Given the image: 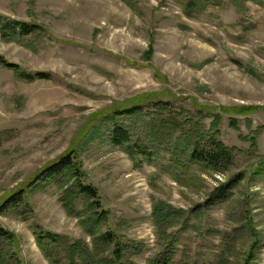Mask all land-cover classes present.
<instances>
[{
    "label": "rangeland",
    "instance_id": "374dc122",
    "mask_svg": "<svg viewBox=\"0 0 264 264\" xmlns=\"http://www.w3.org/2000/svg\"><path fill=\"white\" fill-rule=\"evenodd\" d=\"M191 3L0 0L3 20L37 27L0 34L6 264H264V0ZM139 104L140 115L112 114ZM211 138L232 153L227 171L191 161ZM69 151L101 208L68 178L33 181ZM18 190L22 202L1 210ZM38 228L56 240L40 246Z\"/></svg>",
    "mask_w": 264,
    "mask_h": 264
},
{
    "label": "trees",
    "instance_id": "16d2710c",
    "mask_svg": "<svg viewBox=\"0 0 264 264\" xmlns=\"http://www.w3.org/2000/svg\"><path fill=\"white\" fill-rule=\"evenodd\" d=\"M192 6L196 5V0H192ZM37 30L36 26L24 23V22H16V21H5L0 17V34L2 37H19L25 38L32 35ZM12 68H17L13 65H10ZM39 78L43 79L45 75L38 74ZM158 103L156 107L159 109L161 106ZM165 105V104H162ZM166 107V106H165ZM144 111L143 107L139 104L132 108L125 109H116L112 114L115 117H134L142 114ZM128 129L123 126H117L112 134V140L118 146H124L129 141ZM164 143V142H163ZM137 147H139L137 145ZM171 152H173L174 156L180 158L183 154L181 150H178L173 145L167 146ZM141 153L149 156L148 153L145 152L144 149L138 148ZM147 149V148H145ZM191 161L197 163L204 167V169H209L213 171L224 172L229 169L233 163L232 153L230 150L225 147L222 143L217 140L208 139L204 145L200 144L194 147L190 153ZM79 159L77 153L75 151H69L62 158L47 166L44 170H42L38 175L35 176L34 182H37L41 185L46 184L48 181H54L56 183L64 182L66 178L68 181L65 183L66 186L70 184H75V189L77 188L81 195L87 197L92 200L93 208H101L100 197L97 189L93 187L91 184L86 183L85 175L82 172L81 168L77 166L76 162ZM243 181V177L238 176L237 178L229 181L225 185L221 186L214 193V197L209 201V205L213 206L218 202L228 201L231 198L232 192L234 189ZM25 191L18 190V192L14 193L12 196L14 199H9L1 210L10 209L12 207H16L17 204L22 202V196H24ZM16 204V205H15ZM36 237L38 240V244L43 246V244L52 242L56 240V236L50 232H44L39 228L36 231ZM40 232H44L40 233ZM6 232L0 231V246L2 244V240L5 237ZM48 246V245H47ZM46 247V245H44ZM48 248V247H46ZM43 249V248H42ZM69 257L72 262L76 260V254L70 253ZM7 256L6 253L0 249V264H6ZM155 264H177L173 263L170 257L165 254L164 257H160Z\"/></svg>",
    "mask_w": 264,
    "mask_h": 264
}]
</instances>
